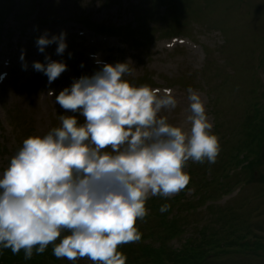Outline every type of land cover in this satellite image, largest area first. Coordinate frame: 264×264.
I'll return each mask as SVG.
<instances>
[{"label":"rangeland","instance_id":"374dc122","mask_svg":"<svg viewBox=\"0 0 264 264\" xmlns=\"http://www.w3.org/2000/svg\"><path fill=\"white\" fill-rule=\"evenodd\" d=\"M1 9L6 12L0 14V175L24 139L46 134L60 125L59 115L69 114L55 103V96L48 95L50 89L58 95L74 78L92 75L100 67L94 55L108 64L130 62L135 70L125 79L132 85L172 89L178 107L161 115L174 126L190 127L186 122V90L191 87L198 92L213 124L212 133L220 131L221 135H215L221 148L227 138L225 149L234 154L233 158L228 156L231 160L225 161V168L218 169L227 170L232 177L235 171L240 173L242 180L229 192L218 188L215 179L211 183L200 181L199 170L195 187L190 181L173 196L180 203L201 204L195 209L201 215L216 205H242L240 215H234L237 218L226 217L224 221L234 227L229 228L224 243L228 253L221 246L209 250H216L210 264H264V155L258 153L255 134L242 128L245 124L253 127L264 117L255 116L264 115V68L255 66L264 54V0H0ZM62 31L67 43L63 55L56 54V44L39 52L38 37L47 32L50 38ZM22 51L27 70L22 68ZM46 55L67 64V70L51 85L46 75L32 67L35 61L45 63ZM221 74L232 77V89L226 91L227 82L220 85ZM216 95L223 100L222 105ZM79 119L82 122L83 118ZM217 121L226 128L215 126ZM259 124L255 133L261 137L264 124ZM220 160L218 155L216 162ZM193 165L195 162L189 161L184 171L190 175ZM171 198L156 196L146 201L148 215L136 222L142 238L130 245L180 248L187 236L198 235L189 227L176 234L169 228L176 208L171 207L164 216L159 209L165 203L171 205L167 202ZM193 219L195 212L186 222ZM213 231L214 227L209 232ZM223 232L218 228L217 235ZM67 234L62 232L60 239ZM60 263L94 264L87 258H63Z\"/></svg>","mask_w":264,"mask_h":264},{"label":"clouds","instance_id":"9594fccd","mask_svg":"<svg viewBox=\"0 0 264 264\" xmlns=\"http://www.w3.org/2000/svg\"><path fill=\"white\" fill-rule=\"evenodd\" d=\"M36 44L40 53L56 44L63 55L66 33L45 32ZM93 58L100 67L92 75L74 78L58 95L48 92L69 114L46 134L24 139L0 175V248L23 250L25 260L52 244L58 259L126 264L118 248L141 240L136 222L148 215L146 201L178 194L191 179L188 162L215 164L221 151L193 88L186 90L190 127L174 126L161 115L178 107L172 89L134 86L125 79L135 70L130 62ZM20 60L27 70L23 51ZM45 61L32 67L51 85L67 64L47 55ZM62 232L69 234L56 243Z\"/></svg>","mask_w":264,"mask_h":264},{"label":"trees","instance_id":"16d2710c","mask_svg":"<svg viewBox=\"0 0 264 264\" xmlns=\"http://www.w3.org/2000/svg\"><path fill=\"white\" fill-rule=\"evenodd\" d=\"M2 12H6V10L4 11V9H1L0 14ZM261 55L263 56H261V59L260 57L258 58V62L255 66L264 68V54ZM252 56H254V54ZM228 65L230 66V64ZM231 78H232L231 76H228L226 74L225 75L221 74V79L219 83L220 85H222L223 82L228 83V87L226 91L234 87L230 83ZM213 89H215L214 86ZM220 98H221L220 96L216 95V100H218L217 103L222 105L223 100H221ZM247 99L248 102L250 103L252 100V95L249 96ZM255 116H257L258 118L264 115L255 113ZM258 123H260L259 125H263L264 117L256 122V124ZM256 124L253 127H251L249 124H245L242 126V128L243 130L245 129L249 134L251 133L255 134L259 143L260 152L258 153L264 155V133L261 137L256 135L255 132L259 131V127H260V126L256 127ZM215 126H222L226 128V124L221 125L220 123H218V121ZM216 133L218 135L222 134L220 131H216L215 134ZM224 142H225L224 146L226 147L228 143L227 138L225 139ZM225 147L221 148L219 155L222 158V160H220L219 162H216L215 164H209L206 161L203 164L195 162V165H193L192 169L190 170V175H191L190 181L193 187H195V178L197 177L195 176V173H198L199 170L201 173L200 181L207 180L209 183H211V181L215 179L217 180L218 188H224L223 192H229L233 188L232 185H235L242 180V178L240 177V173L237 171L233 173V177H232L230 176V174H228L227 170L225 169H221L220 171L218 170L220 166L225 168L226 166L225 161L231 160L229 159V157L233 158L234 155L229 149H225ZM224 155H226L225 156L226 158L224 157ZM238 162L239 161L236 160V163ZM207 174L212 176L211 180L207 178L206 176ZM200 198H204V195H201ZM199 200L197 202H199ZM190 201H193V199L191 198ZM167 202L171 203L172 209L176 208V212L171 215L170 217L171 220L169 221V228L172 227V230H176L174 234L178 232L183 233L187 231L188 230L187 227H189L190 230L192 229L191 231H194L193 234H198V235L187 236L184 239V241L181 242L180 248L165 247L161 244H159L158 246H152L151 244H138L132 246L128 244L127 248L123 247L120 250V252H122L127 257L126 264H210V262L213 261L212 260V258H214L213 253L216 250L213 251H209V250L217 246H221L220 248L224 249L226 253H228L227 251L229 250L227 247H224L225 245L224 243L229 238L228 237V234L230 232L229 228L234 229V227L233 225L225 224L224 221L226 217L230 218L232 216L235 217L234 215H240V211L242 208L241 204L236 206H231L229 204L216 205L214 206L215 208L213 207L211 210H208L204 212L203 215H201L200 214L201 212L195 211V209L201 206V204L196 207L194 203L188 201H185L184 203H180L178 201L177 196L172 197L170 201ZM209 206L210 204L206 205L205 210ZM213 210L220 211V213H216V215H213V212H210ZM168 212L169 211H167L166 213H162L163 216L166 215ZM193 212H195V219L190 221H195V223L190 221L186 222L187 216ZM206 214L208 215L205 216ZM136 227L139 230L140 227L138 225H136ZM213 227H214V231L209 232ZM218 228L224 231L223 234L217 235ZM147 229H149V226H147ZM59 239L60 237L57 239L56 243H59ZM218 242L221 243L218 244ZM52 250H53V245L50 244L43 254L40 255L34 254L32 259L25 260L23 250H21L19 254L13 255L10 249L0 248V264H61L60 262L62 261L63 258L60 259L56 258L53 255ZM220 254H225V253H220Z\"/></svg>","mask_w":264,"mask_h":264}]
</instances>
